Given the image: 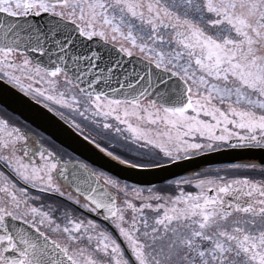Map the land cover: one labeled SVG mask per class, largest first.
Returning a JSON list of instances; mask_svg holds the SVG:
<instances>
[{"label":"snow or ice","instance_id":"1","mask_svg":"<svg viewBox=\"0 0 264 264\" xmlns=\"http://www.w3.org/2000/svg\"><path fill=\"white\" fill-rule=\"evenodd\" d=\"M0 86L104 161L0 113V264H264V0H0Z\"/></svg>","mask_w":264,"mask_h":264},{"label":"water","instance_id":"2","mask_svg":"<svg viewBox=\"0 0 264 264\" xmlns=\"http://www.w3.org/2000/svg\"><path fill=\"white\" fill-rule=\"evenodd\" d=\"M2 88L3 86H0V89ZM0 107L19 117L67 151L75 152L81 158L95 162L97 167L103 166V160L99 159L92 152L83 150L80 143L73 139V136L69 134L61 123L55 121L54 118H50V114H46L42 107L34 105L27 98L23 97L21 93L14 90H0ZM262 158H264V152H260L259 150L247 152L232 150L202 159H207L211 166L216 167L230 162H241L249 159L260 160ZM151 179L157 183L160 182L155 177Z\"/></svg>","mask_w":264,"mask_h":264},{"label":"flooded vegetation","instance_id":"3","mask_svg":"<svg viewBox=\"0 0 264 264\" xmlns=\"http://www.w3.org/2000/svg\"><path fill=\"white\" fill-rule=\"evenodd\" d=\"M0 113H3L5 115L10 116L12 119H17L16 117L12 116L11 114H9L8 112H6L5 110L0 108ZM20 122L24 123L23 121H21L20 119H18ZM30 129L35 132L37 135H40L42 137H44L45 141L49 144H51L52 147H54L57 151L59 152H68L67 150L63 149L62 147H60L59 145H57L55 142H53L51 139H49L47 136H45L44 134H42L40 131L30 127Z\"/></svg>","mask_w":264,"mask_h":264}]
</instances>
